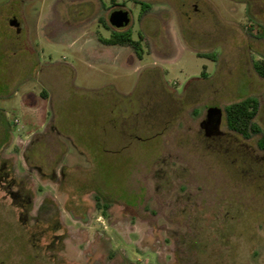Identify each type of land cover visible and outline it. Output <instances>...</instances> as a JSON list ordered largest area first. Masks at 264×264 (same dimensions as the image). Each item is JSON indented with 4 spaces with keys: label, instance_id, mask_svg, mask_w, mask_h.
<instances>
[{
    "label": "rangeland",
    "instance_id": "rangeland-1",
    "mask_svg": "<svg viewBox=\"0 0 264 264\" xmlns=\"http://www.w3.org/2000/svg\"><path fill=\"white\" fill-rule=\"evenodd\" d=\"M206 1L220 23L194 0H0V264H264L261 135L225 117L255 97L264 132V0Z\"/></svg>",
    "mask_w": 264,
    "mask_h": 264
},
{
    "label": "trees",
    "instance_id": "trees-1",
    "mask_svg": "<svg viewBox=\"0 0 264 264\" xmlns=\"http://www.w3.org/2000/svg\"><path fill=\"white\" fill-rule=\"evenodd\" d=\"M111 45L131 46L139 58H142L141 43L134 41L130 34H115L109 41ZM258 75L264 79V61L254 63ZM259 110V101L255 97H248L242 101L231 104L225 108L226 124L229 130L238 134L245 140L251 139L254 135H261L258 141V148L264 151V132L254 122Z\"/></svg>",
    "mask_w": 264,
    "mask_h": 264
},
{
    "label": "water",
    "instance_id": "water-1",
    "mask_svg": "<svg viewBox=\"0 0 264 264\" xmlns=\"http://www.w3.org/2000/svg\"><path fill=\"white\" fill-rule=\"evenodd\" d=\"M131 23V16L128 11L114 12L110 18V24L116 28H127ZM12 22L11 25H14ZM17 27V26H16ZM224 112L218 107H211L207 111L206 119L201 123L200 127L205 131V135H217L221 132V124Z\"/></svg>",
    "mask_w": 264,
    "mask_h": 264
},
{
    "label": "flooded vegetation",
    "instance_id": "flooded-vegetation-1",
    "mask_svg": "<svg viewBox=\"0 0 264 264\" xmlns=\"http://www.w3.org/2000/svg\"><path fill=\"white\" fill-rule=\"evenodd\" d=\"M195 1V3L193 4V13L195 14V15H202V14H204V15H206L208 18H210L211 20H213L212 22H214V23H220V17H219V15L217 14V12H216V10H215V8L213 7V5H211V3H209V1H206V0H194ZM200 5H201V7H200ZM121 6V8L120 9H115V10H113V11H111V14L109 15V23H110V18H111V16H112V14L114 13V12H117V11H128L129 12V14H130V16H131V21H132V14H131V12L129 11V10H126L125 9V7H124V5H119L118 7H120ZM149 13H150V9L148 10V11H145V13L144 14H148L149 15ZM178 14V13H177ZM185 14V16L186 15H189L188 13H184ZM178 17H180L179 16V14H178ZM222 20V19H221ZM10 22L12 23V22H15L17 25H18V22L16 21V19L15 18H13V19H11L10 20ZM131 24V23H130ZM111 25V24H110ZM112 26V25H111ZM113 27V26H112ZM17 28H18V26H17ZM114 29H116V31H119V30H122V29H125V28H116V27H113ZM114 34H121V33H118V32H114L113 33V35ZM220 136H222V132H220V133H218L217 135H211L210 137L212 138V139H214V138H217V137H220ZM13 197L14 198H18V199H22V200H24L22 197H21V194L20 193H14L13 194ZM28 202H30V199L28 198Z\"/></svg>",
    "mask_w": 264,
    "mask_h": 264
},
{
    "label": "built area",
    "instance_id": "built-area-1",
    "mask_svg": "<svg viewBox=\"0 0 264 264\" xmlns=\"http://www.w3.org/2000/svg\"><path fill=\"white\" fill-rule=\"evenodd\" d=\"M16 122H17V120H16Z\"/></svg>",
    "mask_w": 264,
    "mask_h": 264
}]
</instances>
